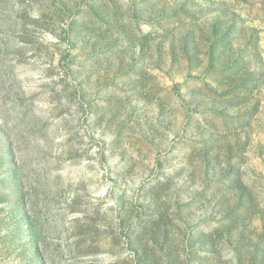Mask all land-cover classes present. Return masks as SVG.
<instances>
[{"label": "rangeland", "instance_id": "rangeland-1", "mask_svg": "<svg viewBox=\"0 0 264 264\" xmlns=\"http://www.w3.org/2000/svg\"><path fill=\"white\" fill-rule=\"evenodd\" d=\"M0 264H264V0H0Z\"/></svg>", "mask_w": 264, "mask_h": 264}]
</instances>
